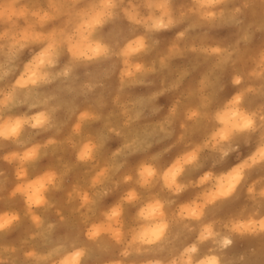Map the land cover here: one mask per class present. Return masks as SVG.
Returning <instances> with one entry per match:
<instances>
[{
    "label": "clouds",
    "instance_id": "9594fccd",
    "mask_svg": "<svg viewBox=\"0 0 264 264\" xmlns=\"http://www.w3.org/2000/svg\"><path fill=\"white\" fill-rule=\"evenodd\" d=\"M0 264H264V0H0Z\"/></svg>",
    "mask_w": 264,
    "mask_h": 264
}]
</instances>
